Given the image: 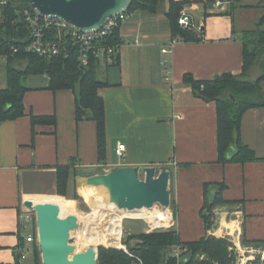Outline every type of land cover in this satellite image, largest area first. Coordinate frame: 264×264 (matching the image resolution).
Segmentation results:
<instances>
[{"label":"crops","instance_id":"0c3cea01","mask_svg":"<svg viewBox=\"0 0 264 264\" xmlns=\"http://www.w3.org/2000/svg\"><path fill=\"white\" fill-rule=\"evenodd\" d=\"M173 1L183 3L191 15L197 38L177 37L164 55L161 49L172 40ZM263 5L264 0H161L154 14L131 12L118 27V66L105 60L96 72L108 84L98 89L105 108L103 164L97 159L95 122L74 117L77 92L49 89L48 75L27 77L24 115L0 122V264H16L15 249L26 234L21 229L23 201L57 204V170L64 165H71L68 183L75 182L78 194L86 186L78 177L121 166L140 175L145 167L165 168L171 171L170 226L179 241L194 242L213 233L232 243L241 264H253L256 251L264 264V248L241 240L264 242V106L247 109L240 123V139L255 160L219 163L216 104L195 97L183 81L186 75L196 81L240 75L242 35L258 27ZM1 82L0 89L5 85ZM50 115L54 127L37 124L31 132L30 116ZM117 143L125 145L120 159ZM112 154L117 161L109 160ZM74 171L80 175L75 177ZM221 185V197L236 202L237 209L225 214L214 231L205 227L200 211L204 194L212 199Z\"/></svg>","mask_w":264,"mask_h":264},{"label":"trees","instance_id":"16d2710c","mask_svg":"<svg viewBox=\"0 0 264 264\" xmlns=\"http://www.w3.org/2000/svg\"><path fill=\"white\" fill-rule=\"evenodd\" d=\"M126 14L140 10L154 14L161 0H132ZM5 9L0 37V55L7 54L5 63V85L0 89V122L16 120L24 115V104L22 103L25 88V80L33 75H48V88L52 90L69 89L77 92L74 117L76 121L89 120L95 122L97 130V159L103 164L106 161V130H105V108L104 101L98 95V89L104 85L97 78V69L100 60L91 58L87 67H82L78 59V50L61 49L58 56L52 58H41L34 54L25 53L22 48L18 54H12L16 46V35L24 36L27 29L22 24L18 11L23 9L33 10L26 0H10ZM183 3L173 1L170 4V28L172 39L180 38L183 41L196 40L192 29L182 30L177 23L179 12ZM264 8V5H263ZM258 27L253 31H246L242 35L243 66L240 75L224 74L211 80L196 81L191 75H186L184 83L191 87L193 95L206 102H215L217 113V155L220 163H245L255 160V155L240 139V123L245 111L250 108H261L264 106V91L261 82L264 81V16L259 20ZM107 44L110 46L120 45L118 28L108 37ZM118 55L112 57V65L118 66ZM260 61L261 72L255 80H249L248 74L251 68ZM19 62H25L23 68H17ZM31 132L34 126L46 124L55 126L56 120L53 115L30 116ZM229 150H232L229 152ZM71 165L58 168L57 194L66 196L67 182L69 179ZM74 176L80 175L73 172ZM224 185L214 193L212 199L204 194V203L201 208V217L205 227L211 229L215 214L214 209L221 206H233L236 202H227L221 197ZM207 191V188H206ZM57 196L56 203L60 208V215L65 210L73 207V202L60 201L62 197ZM74 199H78L74 194ZM22 240V239H21ZM20 240V242H21ZM243 245H253L264 248V242H248L241 239ZM134 241L135 245H131ZM19 242V243H20ZM128 252L116 248L99 247L97 251V264H137L139 258L143 264H176L177 259L170 256L168 250L173 246H180L182 251L180 264H235V255L232 243L226 238H216L208 235L194 242L179 241L174 228L165 231H154L151 234L140 233L128 235ZM229 248L231 250L229 251ZM34 264H42L39 249L33 252ZM258 258L256 261L258 262Z\"/></svg>","mask_w":264,"mask_h":264},{"label":"water","instance_id":"95a60500","mask_svg":"<svg viewBox=\"0 0 264 264\" xmlns=\"http://www.w3.org/2000/svg\"><path fill=\"white\" fill-rule=\"evenodd\" d=\"M39 17H51L66 21L73 28L88 32L102 27L110 18L126 12L132 0H26ZM69 31L63 30V37ZM67 51L70 45L65 44ZM232 150H229L231 152ZM142 175L133 167H120L106 174H94L88 178L78 177L88 187L100 188L105 192L106 201L118 210L134 211L160 205L168 208L170 199L171 171L154 166L141 170ZM23 206L34 212L38 232V246L42 264H97V249H89V254L70 257L72 246L69 244L71 233L79 228L76 216H59L60 208L55 203H32L23 201ZM237 207L221 206L214 209V231L220 228L225 214L236 211Z\"/></svg>","mask_w":264,"mask_h":264},{"label":"built area","instance_id":"2783aa9c","mask_svg":"<svg viewBox=\"0 0 264 264\" xmlns=\"http://www.w3.org/2000/svg\"><path fill=\"white\" fill-rule=\"evenodd\" d=\"M10 0H0V37L1 27L3 24V17L6 7L9 5ZM219 3H216V6ZM177 20L178 26L182 30H188L193 27L191 15L184 8L179 12ZM18 16L27 29L24 36L16 35V46L12 49V54H18L21 50L19 45L25 53L34 54L41 58H52L60 54L61 49L67 50L65 44L70 45V49L78 50V59L82 67H87L91 58L100 60V62L107 61L112 62V57L116 56L120 45L110 46L107 44V39L113 32L120 26L121 23L127 21L131 15L126 12L116 15V17L110 18L101 28L93 31L82 32L72 26L66 21L51 18V17H39L33 10L23 9L18 11ZM69 31L68 36L63 37V30ZM179 40L174 38L169 42V46L163 47L161 53L168 55L171 47L174 46ZM0 60L7 62V54L0 55ZM166 67V66H165ZM45 75V74H44ZM125 152V145L117 143L115 155L117 158H122ZM1 162V161H0ZM23 223L21 226L22 231L26 234L23 236L20 243H18L15 249V261L16 264H22L26 258L25 254L31 253L33 255L34 249H39L38 246V232L36 228V217L34 212L23 208V212L20 215ZM213 234V233H212ZM124 250L129 256L128 250L123 246L119 248ZM40 251V249H39ZM185 249H181L180 246H173L171 248L170 256L177 259L176 264H180L181 252ZM137 264H143L138 258ZM239 264V263H238Z\"/></svg>","mask_w":264,"mask_h":264},{"label":"rangeland","instance_id":"374dc122","mask_svg":"<svg viewBox=\"0 0 264 264\" xmlns=\"http://www.w3.org/2000/svg\"><path fill=\"white\" fill-rule=\"evenodd\" d=\"M5 61L0 60V81L5 83V76H4V71H5ZM25 65V62H19L16 66L17 68H23ZM261 67H260V61L255 64L254 67L251 68L250 73L248 74V79L249 80H255L261 72ZM1 82V83H2ZM27 81L25 82L26 85ZM109 160H113V162L117 161V158L112 154V156L109 158ZM94 171V170H93ZM71 179V175L68 179ZM67 182V186H66V190L68 192V194L64 197H62L63 199H59L60 201H71L73 202V207L72 208H68L65 210V214L64 215H60V217L65 218V216L68 215H73L76 216L78 221V225L79 228L77 230L73 231V234L71 235L69 244L72 246V252H71V256L70 257H78L80 255H82L86 250L89 249H93L94 254L95 251L99 247H104V248H114V247H107L106 245H98V244H91V243H86V244H82L85 242V238L87 237V233H86V229H88V227L90 226L89 220H87L86 218L89 217V215L91 214H96L97 218L95 219V221L92 223V225H98V227H100L99 230H105L107 228V226H109V224H111V217H112V211H110V209L108 208L109 206H107L109 204L108 201H106L105 197V192L100 189V188H96V187H87V186H83V190L81 191V194H78L76 192V185L75 182L72 180V182L70 181V184ZM74 194H77L78 199H74ZM89 194L90 197H87L85 195ZM52 195V194H51ZM57 196V195H56ZM98 196H102L101 199H99V201H101L100 203L102 204V206L100 207H96L95 202L98 200ZM212 194H210V198H211ZM87 197V198H86ZM171 205L168 208H163L160 205H156L154 206L149 212H139L138 215L141 216H146V217H151L154 216V214L157 213H167V216H165L166 218L163 219V221L161 222V224H157L155 226H150V224L148 223L149 220L145 219V218H140V219H129V218H123L122 222H121V234H120V244H122V246H125V248L127 249V244L124 243L127 240V236L128 235H137L140 233H147V234H151V232L154 231H165L171 228L170 224L173 223L172 220L169 221V224H167V218L169 217L170 211H171ZM171 217V214H170ZM147 220V221H146ZM83 221V222H82ZM172 222V223H171ZM160 225V226H159ZM168 225V226H167ZM167 226V227H166ZM81 229V231H80ZM80 232V233H79ZM212 235V234H211ZM215 237V236H214ZM219 238V237H218ZM129 243H131V245H135L134 241H130ZM116 249H119L118 247H115ZM235 248L232 247V250L234 251ZM122 250V249H119ZM128 250V249H127ZM231 250V248H229V251ZM124 251V250H122ZM129 253V252H128ZM169 255L171 254V249L170 251L168 250ZM257 251L256 253H254V260H252L253 264H262L263 262L260 261L259 262L256 261V259L258 258L257 255ZM127 254V253H126ZM128 255V254H127ZM234 255H235V264H241L240 260V256L238 253H236L234 251ZM26 258L23 262V264H34V260H33V255L31 253H26L25 254ZM246 256V255H245ZM239 261V262H238Z\"/></svg>","mask_w":264,"mask_h":264},{"label":"bare ground","instance_id":"6f19581e","mask_svg":"<svg viewBox=\"0 0 264 264\" xmlns=\"http://www.w3.org/2000/svg\"><path fill=\"white\" fill-rule=\"evenodd\" d=\"M101 198H102V196H98V200L95 202L96 207L102 206V204L100 203L101 201H99V199H101ZM107 206H109L108 208L110 209V211H112L111 224H109V226H107V228L105 230H99L100 227H98V225H94V226L92 225V223L97 218V215L94 213L89 215V217L86 218L87 220H89V222H91L88 229H86L87 230L86 231L87 237L84 239L85 242L81 243L80 245L86 244V243H91L93 245L98 244V245H106L107 247L111 246L114 248L115 247L123 248V246H122V244H120V240H119L120 234H121V222H122L123 218H129V219H133V220L145 218V219L149 220L148 223L150 224V226H155L159 223L161 224L163 219L166 218L165 216H167V213H165V214L157 213L151 217H146L144 215L143 216L138 215L139 212H149L152 208H150V210L136 209L134 211H126V210H118L111 203H109ZM169 221H170V215L167 218V224H169ZM80 231H81V229H80ZM72 234H73V232L71 233V235ZM89 253H90L89 250H86L83 254H89Z\"/></svg>","mask_w":264,"mask_h":264}]
</instances>
